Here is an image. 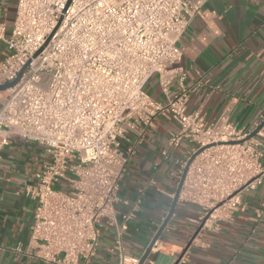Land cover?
<instances>
[{"label":"built area","instance_id":"1","mask_svg":"<svg viewBox=\"0 0 264 264\" xmlns=\"http://www.w3.org/2000/svg\"><path fill=\"white\" fill-rule=\"evenodd\" d=\"M207 1L17 0L11 26L0 5V85L22 73L0 107V153L13 140L43 146L45 159L25 191L36 204L29 247L44 263L93 260L103 229L117 264L140 263L125 253L124 239L143 190L132 203L119 190L158 116L178 126L163 157L191 146L172 172L182 182L178 202L201 208L191 244L234 220L243 193L264 183L261 121L240 127L188 110L200 83L186 85L179 43ZM154 76L166 102L147 91ZM263 215L256 210L255 219Z\"/></svg>","mask_w":264,"mask_h":264},{"label":"crops","instance_id":"2","mask_svg":"<svg viewBox=\"0 0 264 264\" xmlns=\"http://www.w3.org/2000/svg\"><path fill=\"white\" fill-rule=\"evenodd\" d=\"M16 3L0 0L9 26ZM179 45L184 50L181 65L187 73L186 85L200 83L188 110L199 111L209 122L225 116L240 127L254 128L261 121L264 143V0H208ZM3 47L0 43V51ZM178 90L174 83L169 96ZM147 91L157 101H167L155 76ZM4 92L0 91V107ZM177 131L172 120L156 117L120 182L122 201L132 203L143 190V204L124 239L125 253L140 261L172 209L179 186L172 176L175 161L191 148L183 143L168 158L162 156L170 134ZM44 159L43 146L28 140H13L0 153V264H46L29 247L36 204L25 191ZM261 159L264 163V146ZM243 202L245 207L234 220L205 230L192 244L201 208L177 202L142 264H264V215L255 219L256 210L264 209V183L244 192ZM111 245L103 229L96 257L81 264H117Z\"/></svg>","mask_w":264,"mask_h":264},{"label":"water","instance_id":"3","mask_svg":"<svg viewBox=\"0 0 264 264\" xmlns=\"http://www.w3.org/2000/svg\"><path fill=\"white\" fill-rule=\"evenodd\" d=\"M21 76H22V73L18 76V78L16 80H14V81H12L10 83H7V84L0 85V91H5V90H8L9 88L14 87L19 82ZM258 130L259 129H257L255 132H253L252 135H255ZM181 185H182V182L179 184L178 189H177V191L175 193L173 206H172V209H171L170 213L168 214V217H167L166 221H164V223L160 227L158 233L152 239L151 243L149 244V246H148L146 252L144 253V255H143V257H142V259H141L139 264H142L147 259V257L149 256L152 248L154 247L155 243L160 238V236H161V234L163 232V229L165 228V226L168 223L169 219L172 217V214H173V212H174V210L176 208L177 202H178V196H179V193H180V190H181Z\"/></svg>","mask_w":264,"mask_h":264},{"label":"rangeland","instance_id":"4","mask_svg":"<svg viewBox=\"0 0 264 264\" xmlns=\"http://www.w3.org/2000/svg\"><path fill=\"white\" fill-rule=\"evenodd\" d=\"M156 77H157V76H156ZM4 95H6L5 97L7 98V97H9L10 92L5 91V92H4Z\"/></svg>","mask_w":264,"mask_h":264}]
</instances>
